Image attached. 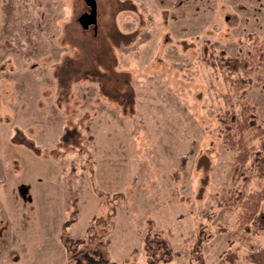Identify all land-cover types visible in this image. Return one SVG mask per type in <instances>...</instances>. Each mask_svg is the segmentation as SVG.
<instances>
[{"label": "rangeland", "instance_id": "1", "mask_svg": "<svg viewBox=\"0 0 264 264\" xmlns=\"http://www.w3.org/2000/svg\"><path fill=\"white\" fill-rule=\"evenodd\" d=\"M96 2L97 33L86 0H0V264L83 258L94 216L99 236L114 221L98 241L118 264H148L151 219L178 264H264V203L238 229L220 121L240 98L264 126V0ZM230 76L248 82L227 104Z\"/></svg>", "mask_w": 264, "mask_h": 264}, {"label": "trees", "instance_id": "2", "mask_svg": "<svg viewBox=\"0 0 264 264\" xmlns=\"http://www.w3.org/2000/svg\"><path fill=\"white\" fill-rule=\"evenodd\" d=\"M95 36V35H94ZM106 52V50H103ZM101 53V52H100ZM102 54V53H101ZM247 61L243 59V61ZM244 64V62H243ZM63 77L65 74H69L70 70L67 66L62 69ZM117 71V70H116ZM118 72V71H117ZM117 77H120L121 82L125 79L127 80L128 86L131 83L132 75L127 70H121ZM74 73V72H71ZM64 82V80L62 79ZM230 91L233 95L226 93L223 94L224 101L228 104L231 100H234L235 96H239L241 90L246 88L248 79L246 77H229ZM129 91H133L132 86H130ZM126 89V90H128ZM128 91V92H129ZM236 93V94H235ZM109 95V94H108ZM239 109H235L236 104H232L225 113L221 116V124L224 129V143L228 148L235 152V160L233 166V184L234 188L232 191V196L228 200L229 203L233 204L235 208L240 210L239 217V227L238 229L249 230L251 225L258 224V217L261 212L262 205L264 203V187L261 189H251L250 183L252 181L250 176L244 174L245 167L250 165L252 170L260 177L264 179V126L259 123L258 115L256 114V109L251 104L243 103L242 99L237 100ZM77 133L76 128H68L63 136L64 141H71V138ZM244 178V184L242 189L238 188V181L240 178ZM75 214V212H73ZM66 220L63 224V234L62 237L67 235V241L71 244L84 243L86 240L84 238L73 237L68 234V228L72 226L77 220V216L73 215ZM97 216H94L91 221L92 223L89 229V241L93 243V249L88 248L83 253V258L75 255L73 259L68 260L65 264H83V260H88L89 264H101L100 259L104 258L102 252H100V245H104V241L101 239L98 241L99 237L104 238L110 233L114 225V221L103 220L104 222V234L102 236L98 235V230L96 229L95 221L99 220ZM102 221V219H101ZM110 230V231H109ZM204 234V233H203ZM204 237L201 236L198 244L200 245ZM75 249L77 245H72ZM144 250L146 251L147 263L148 264H178L176 262V251L164 231L156 225L154 220H149V225L144 236ZM105 262L111 264H118L114 260L109 258H104Z\"/></svg>", "mask_w": 264, "mask_h": 264}, {"label": "water", "instance_id": "3", "mask_svg": "<svg viewBox=\"0 0 264 264\" xmlns=\"http://www.w3.org/2000/svg\"><path fill=\"white\" fill-rule=\"evenodd\" d=\"M86 3L89 6V10L84 12L78 18V21L86 30L93 26L95 33H97L99 27L97 2L96 0H86Z\"/></svg>", "mask_w": 264, "mask_h": 264}, {"label": "crops", "instance_id": "4", "mask_svg": "<svg viewBox=\"0 0 264 264\" xmlns=\"http://www.w3.org/2000/svg\"><path fill=\"white\" fill-rule=\"evenodd\" d=\"M122 70H127V71L130 72L131 75H132V71H131V70H128V69H122ZM132 78H133V77H132Z\"/></svg>", "mask_w": 264, "mask_h": 264}, {"label": "flooded vegetation", "instance_id": "5", "mask_svg": "<svg viewBox=\"0 0 264 264\" xmlns=\"http://www.w3.org/2000/svg\"><path fill=\"white\" fill-rule=\"evenodd\" d=\"M91 27H93V26H91ZM91 27H90V28H91ZM93 28H94V27H93ZM94 31H95V29H94Z\"/></svg>", "mask_w": 264, "mask_h": 264}]
</instances>
